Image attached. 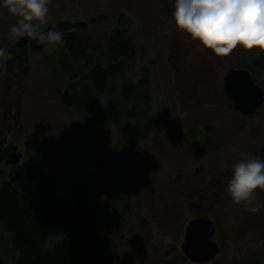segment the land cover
I'll list each match as a JSON object with an SVG mask.
<instances>
[{"label":"rangeland","instance_id":"1","mask_svg":"<svg viewBox=\"0 0 264 264\" xmlns=\"http://www.w3.org/2000/svg\"><path fill=\"white\" fill-rule=\"evenodd\" d=\"M65 8L70 11L62 8L58 16L49 14L47 23L86 21L79 29L96 42L107 41L115 27L126 28L137 52L126 60V69L112 79L93 110H74L59 99L68 82V72L59 63L62 53L48 46L30 50L29 70L22 75L27 124L22 121L14 123L13 130L10 125L6 129L0 119V138L7 139L0 146H17L22 153L18 165L38 156L42 166L57 175L59 192L70 205L85 178L84 169L92 172V178H87L90 195L105 206L98 214L99 231L116 241L111 248L116 264H199L189 261L181 250L184 227L197 215L213 221L218 232L214 238L222 245L215 258L203 264H264V239L249 249L243 246V239L225 238L222 233L225 218L236 220L244 207L264 201V191H257L251 204H237L225 192L231 164L241 152L264 158V105L243 117L226 94L223 79L232 67H250L255 81L264 87V52L237 46L228 56L213 58L196 50L171 25L173 0H66ZM13 23L15 17L0 10V47L5 52V43L16 38L9 31ZM5 57L0 56V63ZM76 65L81 68L82 64ZM146 72L148 80L141 85ZM128 79L144 94L138 107L142 117L132 120H156L146 138L130 145L123 142L121 124L103 117L107 100L119 97L121 85ZM208 138L215 139V149L205 148ZM160 140L167 142L163 160L144 168L138 161L152 153ZM95 141L99 146L93 150ZM4 170L0 188L10 167ZM170 174L185 178L175 184L180 190L195 178L213 184L190 199L174 190ZM164 176L166 184L162 183ZM68 227L69 217L47 239L46 246L53 247ZM10 237L11 233L0 228V257L9 264L17 255Z\"/></svg>","mask_w":264,"mask_h":264},{"label":"trees","instance_id":"2","mask_svg":"<svg viewBox=\"0 0 264 264\" xmlns=\"http://www.w3.org/2000/svg\"><path fill=\"white\" fill-rule=\"evenodd\" d=\"M121 18L122 15L120 21ZM84 24L86 21L61 19L54 26L64 32L66 41L55 46L62 53L59 63L68 72V82L59 99L74 110H93L112 79L126 69V60L137 52L135 42L126 36V28L115 27L107 41L96 42L81 32L79 28ZM24 63H28L26 58ZM77 63L82 64L81 68H77ZM248 69L255 79L253 69ZM146 75L147 72L141 85L148 80ZM120 90L119 97L107 100L103 117L121 124L123 142L130 145L146 138L156 127V120L148 118L141 123L132 120L142 117L138 107L144 95L135 82L124 80ZM96 142L93 150L99 146ZM13 145L0 146V176L5 174V166L10 167L8 179L0 188V228L11 233L17 251L11 264H116L111 252L116 241L99 231L100 203L90 195L87 181L92 172L84 169L85 178L78 184L70 205L59 192L57 175L44 168L38 156L21 165L6 164ZM205 148L215 149V139L208 138ZM68 217L64 237L53 247H47V239ZM0 264L9 263L0 257Z\"/></svg>","mask_w":264,"mask_h":264},{"label":"clouds","instance_id":"3","mask_svg":"<svg viewBox=\"0 0 264 264\" xmlns=\"http://www.w3.org/2000/svg\"><path fill=\"white\" fill-rule=\"evenodd\" d=\"M51 0H0V10L15 17L9 27L26 43L55 47L63 45L64 32L43 31ZM172 27L186 36L198 51L215 57L228 56L237 46L241 50L264 52V0H173ZM5 50L0 47V56ZM264 191V158L240 153L230 167L225 192L237 204H251L256 192ZM253 211L256 209L253 208ZM154 236L157 228H153Z\"/></svg>","mask_w":264,"mask_h":264},{"label":"flooded vegetation","instance_id":"4","mask_svg":"<svg viewBox=\"0 0 264 264\" xmlns=\"http://www.w3.org/2000/svg\"><path fill=\"white\" fill-rule=\"evenodd\" d=\"M65 3L66 0H51V3L49 5V14H52V16H58L59 10L62 8L65 9V11H70L69 9L66 10ZM54 26L55 25H52L51 23H47L43 25L42 30L46 29L47 27L54 28ZM18 39L19 38H15V39L12 38L7 43H5L7 50V52H5L6 55L5 58H7V60L4 59V61L0 63V119L3 120L4 124H6L5 125L6 129H7V125H10L12 130L14 128L13 127L14 123H21L22 121H24L27 124L26 121L27 112L25 111V109L26 107H28V101L24 99V96L27 95V92L23 87L24 76L22 75L23 73H26L27 70H29L28 67L29 64L24 63V59L26 58L28 60V52L30 50L46 47L44 45L32 43V45L30 44L28 46L19 48L16 46V41ZM23 103L25 104L23 105ZM4 139L7 140L4 137V138H0V141ZM166 151H167V142L165 140L164 141L160 140V142L156 144L154 151L149 155L142 156L138 162L139 164H142L144 168L150 169L154 163L161 162L163 160ZM178 173L181 174L183 172L180 171ZM172 176L173 178L171 183L173 184L172 186H174L175 188L174 190H176L177 193L180 191V193L184 194L183 195L184 197L189 196L190 199L196 196L197 192L200 189L202 188L208 189L209 185L213 184L212 180L201 181L195 178L192 180H188L187 183H185L184 189L180 190V188H178L175 184H178L180 181L185 180V178L183 180H180L179 178H177V176L175 179L174 175L172 174L168 175V177L170 178ZM165 179L166 176H164V179H162L163 184L167 183ZM219 182L222 183V181L220 180ZM208 190H210V188ZM153 195L154 194H151V196ZM205 195L207 196V198H209L207 191ZM210 200L212 201V199ZM103 208H105V206L103 207L102 203H100L99 210H102ZM253 208H255L256 210L253 211L252 210ZM197 217H200V215H197L192 219ZM192 219H189V221ZM225 223L226 224L222 228V233L224 231V237L231 239L236 237V238H240L239 240L243 239L244 241L243 246L249 247L250 249L252 243L256 242L259 239L260 240L264 239V201H262L260 204H256V206L249 205L244 207L242 210H240V213L238 214L236 220H232V219L230 220L227 217L225 218ZM231 225H232V229L228 230V227H230ZM185 227H184V234H185ZM216 232H217V228H215L214 235ZM214 235L212 238L218 242L219 248L221 249L222 245L220 243V240L214 238Z\"/></svg>","mask_w":264,"mask_h":264},{"label":"water","instance_id":"5","mask_svg":"<svg viewBox=\"0 0 264 264\" xmlns=\"http://www.w3.org/2000/svg\"><path fill=\"white\" fill-rule=\"evenodd\" d=\"M49 28L52 27H47L43 31ZM26 39L19 38L16 46L20 48L30 45L26 43ZM223 87L226 94L232 98L235 110L244 117L253 115L264 105V87L254 80L248 68H230L224 76ZM21 158L22 153L17 151L16 145H13L6 164L16 166L20 164ZM214 232V223L210 218L200 216L190 220L185 227V235L181 243L185 257L199 264L213 260L220 250L218 242L212 238Z\"/></svg>","mask_w":264,"mask_h":264}]
</instances>
